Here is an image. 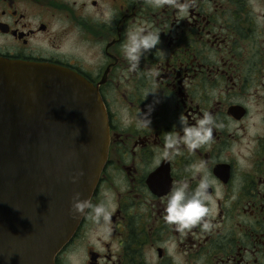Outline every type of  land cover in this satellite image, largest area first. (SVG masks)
<instances>
[{
	"label": "flooded vegetation",
	"instance_id": "flooded-vegetation-1",
	"mask_svg": "<svg viewBox=\"0 0 264 264\" xmlns=\"http://www.w3.org/2000/svg\"><path fill=\"white\" fill-rule=\"evenodd\" d=\"M184 19L171 7L145 0H0V59L53 64L98 90L108 125V151L91 201L109 192L116 205L111 236L96 239L82 217L55 264H264V0H182ZM259 11H254L253 9ZM113 17L105 22L103 14ZM136 25L159 30L161 43L125 76L121 53ZM156 91L161 102L151 126L137 128ZM127 109L133 124L121 123ZM211 112L224 127L195 154L156 166L165 137L179 131L178 116ZM142 119V117H141ZM242 159L244 165L237 161ZM205 162L216 200L210 232L199 225L180 234L163 220L170 187ZM71 257V260L69 259Z\"/></svg>",
	"mask_w": 264,
	"mask_h": 264
},
{
	"label": "water",
	"instance_id": "water-1",
	"mask_svg": "<svg viewBox=\"0 0 264 264\" xmlns=\"http://www.w3.org/2000/svg\"><path fill=\"white\" fill-rule=\"evenodd\" d=\"M107 151L95 87L57 65L0 59V264H55L82 219L69 215L72 194L91 198Z\"/></svg>",
	"mask_w": 264,
	"mask_h": 264
},
{
	"label": "clouds",
	"instance_id": "clouds-1",
	"mask_svg": "<svg viewBox=\"0 0 264 264\" xmlns=\"http://www.w3.org/2000/svg\"><path fill=\"white\" fill-rule=\"evenodd\" d=\"M145 3L154 9H164L166 6L173 8L184 19L190 10L188 3L182 0H145ZM259 11L258 9H253ZM113 17L111 9H106L103 14L105 22H110ZM257 22H264V17L258 16ZM159 30H150L147 25H136L129 29L125 39L121 44L123 59L127 62V69L124 75L135 73L140 68V63L145 54L151 53L161 43ZM156 91H148L144 94V100L149 94L154 99L146 105V111L136 114V126L139 128L151 126V113L156 104L161 100ZM142 117V119H141ZM193 123H189V117L182 112L178 116L179 131L169 133L165 137L163 150L156 159V166L162 162H169L177 156L182 155L181 149H186L189 153L195 152L214 142V131L224 127L223 123L218 122L214 115L205 111L199 117H191ZM133 119L128 110H121V123L127 128L133 124ZM241 166L244 165L242 159L237 161ZM207 165L205 162L190 165L186 171L190 173V179L197 181L196 186L192 187L188 180H181L174 183L164 201L163 220L166 225L173 227V230L180 234H186L194 227L199 225L203 231L210 232L213 225L208 217L213 214L216 200L223 199V193L219 188L215 189V197L210 194L209 189L213 187L208 179ZM85 175L83 170H79L70 177L72 183L76 184ZM103 199L98 203H93L86 198L80 191H75L71 197L69 215L73 219L84 217L96 226L95 238L107 240L111 236L112 216L116 210V205L112 195L105 191L102 193ZM169 254L173 257L175 264H182L180 258L175 255V246L169 249ZM71 260V257H69ZM77 264V262H73Z\"/></svg>",
	"mask_w": 264,
	"mask_h": 264
}]
</instances>
